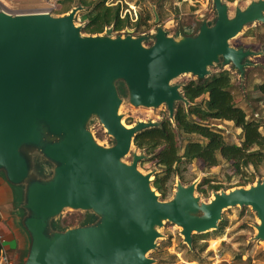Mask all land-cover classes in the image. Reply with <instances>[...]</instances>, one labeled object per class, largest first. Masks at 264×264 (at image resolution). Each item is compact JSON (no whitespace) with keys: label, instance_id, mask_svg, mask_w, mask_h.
<instances>
[{"label":"water","instance_id":"1","mask_svg":"<svg viewBox=\"0 0 264 264\" xmlns=\"http://www.w3.org/2000/svg\"><path fill=\"white\" fill-rule=\"evenodd\" d=\"M212 5L215 16L195 33L169 35L157 25L151 36L113 35L112 28L84 34L75 23L81 6L58 16L0 8V176L16 193L26 235L20 264H152L148 253L165 221L180 226L191 247L194 233L216 229L234 206L256 213L255 239L264 241V179L213 191L208 201L195 195L196 180H177L164 200L152 186L154 171L138 167L144 153L134 149L124 160L136 133L158 121L127 125L119 113L123 98L135 107L164 104L173 122L176 103L189 104L173 82L178 76L203 79L219 66L243 78L251 58L264 53L230 43L245 25L264 23V0H249L233 15L226 0ZM153 15L158 23L155 7ZM93 120L111 144L96 140ZM67 208L88 216L62 226Z\"/></svg>","mask_w":264,"mask_h":264},{"label":"rangeland","instance_id":"2","mask_svg":"<svg viewBox=\"0 0 264 264\" xmlns=\"http://www.w3.org/2000/svg\"><path fill=\"white\" fill-rule=\"evenodd\" d=\"M248 1H227L229 14L233 15L236 7H244ZM62 5V0H0V8L7 11L47 9L55 16L65 14L61 11ZM127 6L128 8L123 7L122 15L128 12L132 22L140 14L143 19L147 15L150 18L148 21H142L140 26L125 27L120 32L128 31L133 35L151 36L155 33L157 25L163 27L169 35H176L182 28L189 29L190 33H195L200 22L212 20L215 16L212 0H156V4L153 3V0H132L127 2ZM153 7H155L159 16L158 23L154 22ZM82 12L83 10H80L76 15V25L83 26L84 24L79 19ZM104 31L101 33H104ZM116 33L117 31H112L113 35ZM151 43V38L144 42L145 45H150ZM230 43L236 47L243 46L264 52V23L254 22L245 25L241 32L231 39ZM251 62L253 65L247 67L243 78L231 67L221 68L214 66L210 67L209 70L211 74L223 69L230 70L231 90L235 104L245 110L248 119L261 120L264 114L262 111L263 96L256 86L264 83V53L259 56H253ZM192 79H195L193 75L182 74L173 82L180 84L182 87L184 83ZM119 113L122 115V121L127 125H132L137 120L160 121L163 117L168 116V111L164 104L156 108L135 107L128 102L127 98H123ZM210 122L212 126L223 132L227 141L241 142V128L236 127L232 121L211 120ZM90 128L99 143L104 145L112 143V138L104 131L99 122L93 120L90 123ZM187 139L198 140L200 137L194 134L185 135L179 133L178 142L181 145ZM134 149L136 148L133 145L130 153L124 157L125 161L130 162L132 160L131 152ZM137 152L140 151L137 150ZM138 167L144 173L152 171L156 173L161 170L151 160L139 161ZM180 171L182 180L179 176L174 177L164 200H169L173 197L177 180H180L184 185H188L195 180L197 181V186L203 182L202 187L207 190L213 184H220L222 186L220 190H229L237 186H248L259 179H264V162H261L257 168L250 165L243 169L241 173H236L232 166L224 160L211 167H204L199 160H193L190 163L181 165ZM37 175L40 176L42 173ZM251 175L255 176L254 181L248 183L246 180ZM153 178L154 175L152 176ZM15 190H17L16 192L19 195L20 188ZM212 192L209 191L205 195L195 189V195L204 201H208L211 198ZM87 216V212L67 208L58 218V221L62 226H76L83 222ZM221 219L224 221L222 230H217L216 228L205 233H194L201 234L197 235L199 237L194 249L183 241L180 226L170 221H165L159 228L160 236L156 239V247L148 253V257L154 260L152 264H254V260L264 259V241L255 239L256 225L259 220L250 207L234 206L227 208L222 212ZM17 263L18 261L14 260L13 264Z\"/></svg>","mask_w":264,"mask_h":264},{"label":"trees","instance_id":"3","mask_svg":"<svg viewBox=\"0 0 264 264\" xmlns=\"http://www.w3.org/2000/svg\"><path fill=\"white\" fill-rule=\"evenodd\" d=\"M131 1L62 0L61 11L66 13L75 5L81 6L83 12L79 19L84 22L81 28L84 33L97 34L108 27L119 32L132 25L140 26L142 21L150 19L149 15L143 19L140 14L132 22L128 12L122 15L123 7L128 8L127 2ZM153 3L156 4V0ZM179 33L190 34V30L182 28ZM256 87L263 96L264 113V83ZM231 88V72L226 69L203 79L189 80L182 85V93L189 104L185 106L183 102L176 103L174 121L171 122L168 116L163 117L156 126L143 129L134 136V147L145 155L141 161L151 160L161 168L152 180V186L161 199L166 198L175 176L182 180L180 166L193 160H199L204 167L217 165L224 160L236 173H241L250 165L257 168L264 162V114L261 120L248 119L245 110L235 104ZM211 120L232 121L236 127L241 128V142L227 141L223 132L211 125ZM179 133L194 134L201 140L187 139L181 145L178 142ZM254 178L251 175L246 181L253 182ZM202 185L203 182L199 183L196 190L205 195L222 188L220 184H213L207 190ZM223 227L224 221L221 219L217 230ZM197 235L201 234L192 235V249L196 248ZM24 254L23 250L17 264H20Z\"/></svg>","mask_w":264,"mask_h":264},{"label":"crops","instance_id":"4","mask_svg":"<svg viewBox=\"0 0 264 264\" xmlns=\"http://www.w3.org/2000/svg\"><path fill=\"white\" fill-rule=\"evenodd\" d=\"M15 203V191L0 176V251L4 250L12 262L18 261L26 246V235L17 222L19 213ZM254 264H264V259L254 260Z\"/></svg>","mask_w":264,"mask_h":264},{"label":"built area","instance_id":"5","mask_svg":"<svg viewBox=\"0 0 264 264\" xmlns=\"http://www.w3.org/2000/svg\"><path fill=\"white\" fill-rule=\"evenodd\" d=\"M0 264H13L9 255L4 251H0Z\"/></svg>","mask_w":264,"mask_h":264}]
</instances>
